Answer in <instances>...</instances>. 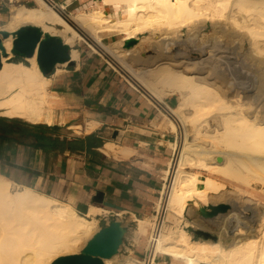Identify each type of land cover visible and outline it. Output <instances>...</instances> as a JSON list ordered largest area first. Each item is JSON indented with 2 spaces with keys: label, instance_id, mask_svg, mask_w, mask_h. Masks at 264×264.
<instances>
[{
  "label": "bare ground",
  "instance_id": "6f19581e",
  "mask_svg": "<svg viewBox=\"0 0 264 264\" xmlns=\"http://www.w3.org/2000/svg\"><path fill=\"white\" fill-rule=\"evenodd\" d=\"M35 1L36 7L33 8L16 7L5 29L15 31L23 25H36L45 32L60 36L71 48L79 40H84L44 0ZM103 2L120 7L123 18L109 20L102 11H96L71 15L70 20L100 44L106 33L123 35L124 39L109 47V51L120 59L130 53L122 50L125 39L148 33L150 36L142 41L145 43L158 32L172 37L179 35L184 28L202 30L208 22L213 24L215 31L222 29L227 42L237 40L241 46L249 43L251 58L258 64V74L251 83H247L250 80L247 75L240 76L246 80L243 82H231L226 75L223 76L232 70L229 63L222 62L228 58L227 53L219 58L209 56L204 62L209 69L213 68L212 62H215V68L221 69L222 74L216 82H212L209 76L202 80L178 72L168 63L157 70L148 67L140 73L133 71L156 98L179 94L181 103L174 112L185 125L193 126L197 137L206 140L202 144L185 140L176 168L167 173L173 175V180L170 185H165L157 216L137 218L133 235L138 241L149 234L152 255L146 264H155L158 254L181 264H264V227L261 235L253 238L236 235L230 243H209L192 240L186 229L174 230L167 225L170 220L181 222L190 204L197 210L214 199L223 198L225 193L222 197L217 195L226 188L227 181L245 185L254 180L264 183V67H261L264 65V0ZM223 35L216 37V42H224ZM5 45L10 51L12 39L5 41ZM199 52L203 55L211 53L207 49L205 53L203 49ZM77 57L78 53L72 50V59ZM28 61L29 65H26L10 62L9 58L2 59L0 116L37 124L47 120L53 95L49 93L51 81L40 72L36 56ZM172 127L176 131L175 125ZM107 148L113 150L112 145ZM213 161L216 164H211ZM186 166L212 171L225 179L218 181L188 172ZM13 185L0 176V264H51L58 257L78 254L98 232L96 216L107 213L91 207L82 216L70 204L29 187L15 185L17 188L13 190ZM162 214L165 216L160 221ZM236 220L238 228L235 229L241 235L242 224L239 217ZM193 225L196 226V221ZM117 259L118 255L105 263L145 264L131 256L123 261Z\"/></svg>",
  "mask_w": 264,
  "mask_h": 264
},
{
  "label": "crops",
  "instance_id": "0c3cea01",
  "mask_svg": "<svg viewBox=\"0 0 264 264\" xmlns=\"http://www.w3.org/2000/svg\"><path fill=\"white\" fill-rule=\"evenodd\" d=\"M55 1L71 15L102 11L105 18L117 20L123 14L120 7L103 0ZM8 13L0 7V30L9 22ZM74 26L81 36H89ZM89 39L94 47L79 40L72 48L78 53L74 66L60 65L47 77L53 95L47 120L21 121L13 134L0 139V176L70 204L84 215L91 207L100 208L107 212L96 216L102 227L115 220L126 226L157 212L177 153L174 111L180 95L156 98L117 63L104 43L110 47L119 43L124 39L120 33H106L103 45ZM124 41L122 50L131 56L139 44L125 50ZM120 60L129 67L134 64ZM98 193L103 194L102 204L94 201ZM130 250L143 259L147 245L132 243ZM154 263L178 264L160 254Z\"/></svg>",
  "mask_w": 264,
  "mask_h": 264
},
{
  "label": "rangeland",
  "instance_id": "374dc122",
  "mask_svg": "<svg viewBox=\"0 0 264 264\" xmlns=\"http://www.w3.org/2000/svg\"><path fill=\"white\" fill-rule=\"evenodd\" d=\"M55 2L60 7H62V9H65L57 1ZM1 6L8 9V20L10 21L12 13L16 7L25 6L28 8H33L36 7V4L35 1L28 3L27 1L23 0H0V7ZM56 12L58 14L61 13V17L64 18L68 23H72L73 25H75V23L70 20L71 14L69 11L65 9L61 10V12ZM123 16L124 14H122L121 18H123ZM218 32L220 33L218 36H216L215 34H217ZM222 35V29L220 28L215 31L211 22H208V25L202 30H191L189 28H184L181 30L179 35L172 37H168L164 33L158 32L151 41L142 43L144 39L150 36L148 33H144L136 37L137 39H139V46L135 50V53L125 58L128 61H134V64L131 65V67L126 65V63H124V60H120L115 56L114 57L116 58L117 63L121 64L125 70L130 72L140 82L142 81L133 73V71L140 73L141 70H144L148 67L157 70L158 68H161L164 63H168L171 68L178 72L183 71L185 74L192 75L197 79L203 80L204 78L209 76L212 82H216L222 74L221 69L215 68V62H212V64H214L212 65L213 68L209 69V67L206 66L204 62L209 58V56L219 58L222 55L224 56V53H227L225 55H227L228 58H224L222 62L229 63V68L232 70L231 72H226V74H223V76L226 75L227 79L231 82H243L246 80L241 78L240 76L247 75L250 79L247 81V83H251V80H254L258 74V64L255 63V61H253L251 58L249 43H246L244 46L238 44L237 40L234 43H229L227 42V38L224 35L222 39L224 42H216V37ZM83 39L86 43L94 47L93 40L91 41L89 39V36H86V38L83 37ZM104 44L107 48L110 47L106 42ZM106 47L104 46V49H106ZM200 49H203L204 53L206 49L207 52L211 51V53H205L206 55H203L199 52ZM197 53L202 55V57H198L196 55ZM23 63L29 65V62L23 61ZM261 67H264V65ZM174 116L178 124L179 132L177 153L172 166V171H174L177 163L179 162L186 139L191 144H202L203 142H206L205 139L196 136L194 128L191 124L185 125L180 116L175 112ZM20 121L24 122L23 120ZM211 164H216V161L211 162ZM185 169L188 172L200 173L204 176L214 178L218 181H224L225 179L221 174H217L212 171H203L196 167L190 166H186ZM172 180L173 175L169 176L167 184L170 185ZM16 188L17 187L13 185V190H16ZM224 193L225 196L223 198H221L220 200L214 199L210 202V204H228L231 206V209L228 211V213L213 220H205L200 216H196V213L193 215L191 214L192 210L195 209L193 208V205L190 204L184 215V219H182L179 223L175 220H170V222L167 223L168 227L174 230H177L178 228H184L191 234L192 240L205 241L209 243H230L236 235L239 237L243 236L244 238H253L261 235L262 229L264 227V183L259 180H254L251 181L250 185H245L230 180L229 182L227 181L226 188L217 196L222 197ZM78 214L85 216L80 212H78ZM154 216H157V212L154 215H150L149 217L153 218ZM160 216L159 220L161 221L162 216H165V214H162ZM236 217L237 219L239 217V221L242 224V226L240 227V231L242 232L241 235L238 234V229H235L238 228ZM141 218L142 217H140L139 219ZM195 221L196 226L193 225ZM126 226L128 228V234L124 242L125 244L122 246L120 253L118 254L117 261H123L125 258L131 256L134 259L145 264L150 262L151 255L149 254V252L146 251L142 259L141 257L132 255V251L130 250L132 243L137 246L140 245L141 242L145 243L147 245V250H149V234L143 235L138 239V241H136L133 234L136 229L137 223H127ZM101 228H103L102 225L98 223V231ZM151 230L152 227L148 228L149 233L151 232ZM196 230H202L209 234L210 237L204 238L202 236H199L195 233ZM79 252H81V250Z\"/></svg>",
  "mask_w": 264,
  "mask_h": 264
},
{
  "label": "water",
  "instance_id": "95a60500",
  "mask_svg": "<svg viewBox=\"0 0 264 264\" xmlns=\"http://www.w3.org/2000/svg\"><path fill=\"white\" fill-rule=\"evenodd\" d=\"M74 29H78L70 23ZM12 39V48L7 50L5 41ZM139 39L131 38L124 41V49L130 50L137 45ZM71 46L66 44L60 36L45 32L36 25H23L15 31L0 30V71L3 58H9L10 62H29L36 56L40 72L48 77L53 74L60 65L74 66ZM221 162V159H218ZM96 203H103V194L98 193L94 199ZM231 209L225 203L208 204L198 209L199 216L205 220H213L222 216ZM195 233L204 238L209 234L202 230ZM128 228L121 220H115L101 228L85 245L80 253L58 257L51 264H106L120 253L124 245ZM215 239V238H214Z\"/></svg>",
  "mask_w": 264,
  "mask_h": 264
},
{
  "label": "trees",
  "instance_id": "16d2710c",
  "mask_svg": "<svg viewBox=\"0 0 264 264\" xmlns=\"http://www.w3.org/2000/svg\"><path fill=\"white\" fill-rule=\"evenodd\" d=\"M17 123H21L17 119L0 118V139H7L8 136L15 132ZM22 132H24L21 129Z\"/></svg>",
  "mask_w": 264,
  "mask_h": 264
},
{
  "label": "built area",
  "instance_id": "2783aa9c",
  "mask_svg": "<svg viewBox=\"0 0 264 264\" xmlns=\"http://www.w3.org/2000/svg\"><path fill=\"white\" fill-rule=\"evenodd\" d=\"M50 7H52L53 9H55L58 12H61V10H65V9H61V7L54 1V0H44ZM61 14V13H60ZM163 197V196H162ZM147 252H149L150 255H152V250L149 249L147 250Z\"/></svg>",
  "mask_w": 264,
  "mask_h": 264
}]
</instances>
